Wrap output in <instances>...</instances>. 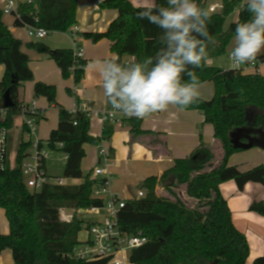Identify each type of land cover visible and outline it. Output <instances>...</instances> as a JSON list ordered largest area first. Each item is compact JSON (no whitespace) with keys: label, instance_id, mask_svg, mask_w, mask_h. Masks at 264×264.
Wrapping results in <instances>:
<instances>
[{"label":"trees","instance_id":"obj_1","mask_svg":"<svg viewBox=\"0 0 264 264\" xmlns=\"http://www.w3.org/2000/svg\"><path fill=\"white\" fill-rule=\"evenodd\" d=\"M31 1L20 2L16 27L32 25L49 33H68L77 26L78 0ZM157 2L163 4L164 0ZM197 3L208 10L206 0H197ZM243 4L244 0H223L220 11L210 13L208 10L211 18L208 30L215 39V43L208 46L211 60L227 53L234 38L236 23L249 19ZM100 7L118 10L119 18L107 32L87 33L84 34L85 38L95 43L108 39L112 53L122 62H127L126 56L142 60L155 54L160 46V30L138 16V11L144 7H134L130 0H104ZM237 10L238 21L225 29L228 18ZM32 46L55 61L63 80L73 77L76 86L82 82L86 61L77 60L73 50H50L43 42ZM256 61L264 63L263 52ZM0 65L5 68L0 80V96L2 98L10 89L14 101L5 120H0V128L12 130L16 117L22 114L19 89L35 79L28 59L16 52L15 41L2 22V12ZM195 71L201 84L213 82L215 95L211 101L199 98L195 104L183 110L194 109L204 115L205 123L213 126L214 138L221 143L224 154L220 163L210 169L214 154L201 139V144L189 157L175 160L172 168L141 183L145 197L127 200L119 212L122 231L127 235L142 232L148 238L147 244L130 252L131 264H247L251 253L246 236L233 222L232 212L220 187L228 181H235L240 191L250 182L264 186V165L247 172L229 165L230 157L242 152L232 145V132L248 128L264 133V76L258 72L225 71L210 64ZM67 92L74 94L71 89ZM34 96L45 97L50 105L59 109L58 126L51 132L47 143L53 151H61L67 156L63 178L83 179L84 146L100 145L102 140L90 134V121L85 115L73 114L58 104L56 86L36 82ZM0 105H3L1 100ZM131 121H135L133 133H142L141 120ZM104 132V138L109 139L112 130ZM251 136L264 141V136L254 133ZM58 143L63 144L62 149H58ZM30 149V143L22 142L15 166H9L7 154L6 166L0 168V208L5 211L10 228L9 234L0 233V253L11 250L15 264H109V259L79 262L70 258L80 244V233L91 225L78 216L77 210L104 204L103 200L92 197L98 184L92 178V172L80 185L49 183L39 190H31L21 170ZM157 188H163L168 196L158 194ZM63 209L75 210L70 221L60 218ZM249 210L264 216V202H253ZM252 264H264V255L256 258Z\"/></svg>","mask_w":264,"mask_h":264},{"label":"crops","instance_id":"obj_2","mask_svg":"<svg viewBox=\"0 0 264 264\" xmlns=\"http://www.w3.org/2000/svg\"><path fill=\"white\" fill-rule=\"evenodd\" d=\"M102 1L104 0L77 1L76 19L79 31L75 33L54 32L48 33L44 39H37L28 36L26 27H16L15 17L6 18L2 21L5 29L15 41L17 54L28 59L29 66L34 74L35 80L33 82H27L20 87L19 100L35 102L37 107L44 110L46 114L38 122L37 131L31 138H28L23 132L24 118L22 116L16 117L12 127L13 138L10 136L12 130L9 131L8 135L7 154L9 163L11 162L10 146L16 152L15 162L22 142H28V144L35 140L47 142L51 132L58 126L59 109L50 105L45 97L36 98L34 96L36 82L56 86L57 102L67 110H72L79 101L88 102L98 109L110 106L103 94L101 81L91 65L98 59L117 57V55L114 52L112 53L111 42L108 39H102L95 43L93 40L84 37V34L87 33L107 32L112 23L119 18L118 10L102 9L100 7ZM130 2L138 8L148 6L151 0H130ZM206 2L209 5V0H206ZM222 2L223 0L221 6L218 7L219 11L222 8ZM238 17L239 10L236 21H238ZM37 42H43L50 50L65 49L74 52L76 46L81 47L84 51L83 60L86 61L82 82L76 86L73 77L63 80L61 70L55 61L32 46ZM233 46L234 42L228 47L227 53L231 52ZM125 60L130 61L131 57H127ZM210 65L211 67L215 66L213 60H211ZM263 68L264 63L259 66V72L264 76V73H262ZM4 71V66L0 65V80L4 76ZM247 73L255 72L251 70ZM68 89H71L74 94L69 95ZM214 95L213 82L201 84V99L211 101ZM134 119L137 118H129L119 113L115 119L107 122H103L99 118H94L90 122V134L95 138H100L106 149H108L111 165L107 167L110 172L111 186L113 191L122 198L131 199L136 197L125 183L128 177L134 175V172H136L135 175L138 174V184L141 186L145 179L151 176H160L165 170L172 168L175 160L189 157L201 144V139L214 154V159L209 165L210 169L217 166L222 159L224 154L222 145L214 138L213 126L205 123V117L200 111L194 109L181 110L170 106L165 112L155 113L150 117L140 119L142 133L139 134H134L132 131L135 121L131 120ZM109 130H112V133L109 139H105L104 131ZM87 145L84 146L86 157L82 162L84 174H89L98 166H106L99 153V145H94L91 149ZM59 152L62 153V156L58 160L63 161L65 166L67 156L63 152L54 151L52 154ZM31 154L32 150L30 149L29 155ZM47 162L46 171L48 176L52 180H55V178L64 179L63 177L51 176L48 172ZM229 165L237 167L241 172L251 171L259 165H264V148L256 146L237 152L230 157ZM64 180L65 185H71L70 181H76ZM77 181L79 183H72V185H80L83 179H77ZM182 190L184 192V188ZM220 190L227 200L236 228L247 238L251 252L247 264H252L256 258L264 255V216L251 212L249 207L253 202H264V186L250 182L246 184L243 191H240L235 181H228L221 185ZM60 218L62 219L61 213ZM9 232V222L5 211L0 208V233L7 235ZM0 264H15L11 250L7 249L0 253ZM127 264L131 263L128 261Z\"/></svg>","mask_w":264,"mask_h":264},{"label":"clouds","instance_id":"obj_3","mask_svg":"<svg viewBox=\"0 0 264 264\" xmlns=\"http://www.w3.org/2000/svg\"><path fill=\"white\" fill-rule=\"evenodd\" d=\"M249 19L234 28L230 52L233 66L252 62L264 52V0H244ZM159 30V48L152 56L122 62L113 56L98 59L91 67L98 75L103 94L114 111L129 118H147L170 106L181 110L200 98L201 81L196 69L211 63V22L208 10L197 0H164L138 11Z\"/></svg>","mask_w":264,"mask_h":264},{"label":"built area","instance_id":"obj_4","mask_svg":"<svg viewBox=\"0 0 264 264\" xmlns=\"http://www.w3.org/2000/svg\"><path fill=\"white\" fill-rule=\"evenodd\" d=\"M6 7L3 9V13L7 15H13L15 18L20 17L18 0H6ZM31 0H27V3H31ZM210 13L217 12V6H208ZM28 36L37 39H44L48 35V31L43 28H37L32 25H26ZM77 26L73 27L69 32H78ZM74 50V57L83 59L84 51L81 47L76 46ZM230 57V53L228 58ZM230 60V58H229ZM231 61V60H230ZM232 62V61H231ZM261 62L252 61L241 64L239 67L233 66L232 69L247 73L251 70L259 72V66ZM1 103L2 98L0 96ZM20 116L24 118L23 132L31 138L37 131V125L40 120L43 119L45 111L38 108L35 102H26L19 100ZM9 108H5L4 105H0V120H5L7 117ZM73 114L81 113L85 115L91 122L94 118H99L103 122L113 120L120 112L114 111L111 106L108 108L98 109L91 106L88 102L79 101L72 110H69ZM76 124V123H75ZM9 129L0 128V168L4 169L6 166V156L8 148V135ZM32 154L27 157L21 166L22 174L27 184V187L31 190H39L45 184L53 183L58 185H65L64 179L52 180L46 171V162L49 159L52 152H54L47 142H41L35 140L30 143ZM58 149L63 148L62 143L56 145ZM99 153L104 161L105 167L98 166L92 171V178L98 182L93 191V198L103 200L104 204L101 207H90L88 209L77 210L79 217L84 218L88 215L100 216V220L90 222L84 228L85 237L80 240V244L70 254V258L73 261L90 262L99 259H109V264H127L129 261V253L134 249H140L148 243V238L143 233H137L134 235H127L122 231L119 223V212L123 209L127 203V200L120 197L113 191L111 186L110 172L107 166H110L108 157V149H106L103 142L99 145ZM144 191H139L135 199L144 198ZM132 199V198H131ZM104 212V215L102 214ZM86 221L87 219L84 218Z\"/></svg>","mask_w":264,"mask_h":264},{"label":"rangeland","instance_id":"obj_5","mask_svg":"<svg viewBox=\"0 0 264 264\" xmlns=\"http://www.w3.org/2000/svg\"><path fill=\"white\" fill-rule=\"evenodd\" d=\"M18 1L24 2L27 0H18ZM221 1L222 0H209V5L210 4L218 5L217 6V12H218L219 11L218 7L221 6ZM6 4H7L6 0H0V12H2V21L5 20L6 18L14 17L13 15H7V14L3 13V9L6 7ZM237 16H238V10L236 12H234L228 18L227 23L225 24L224 28L227 29L232 22H235ZM233 42H234V38L232 39L231 43H233ZM227 52H228V49H227ZM229 53H226L223 56H220L218 58L213 59V62L215 64L214 67H218V68L223 69V70L232 69V62L228 58ZM125 58H127V56ZM262 73H264V68H263ZM10 136L13 138V130H12V133ZM87 146L89 149H91L94 145L88 144ZM9 151H10V155H11L10 157H11V162H12V163L11 162L9 163V166L12 167L15 164L14 157H15L16 152H15V149L12 148V146H10ZM61 156H62V153H60V152L54 153V154L51 153L50 158L47 162L48 167H49L48 172L53 177H60V178L63 177L64 162L58 160V158H60ZM135 173L136 172H134V175H132L131 177H128V179H126V181L125 180L124 181L126 183V186L130 188L131 193H133L135 196H137L138 191H141L142 188L138 184V174L135 175ZM86 176H87V174H84L83 179ZM69 183L72 185V183H79V182L78 181H70ZM157 190H158L157 191L158 194L163 195V196H168V193L163 188H158ZM74 214H75L74 209H63V210H61V217L65 221H70L73 218ZM102 214L104 215V212H102ZM84 218H86L88 222H94V221L100 220L101 215L100 216L88 215V216H85ZM84 231H82L79 235L80 240L84 239V237H85Z\"/></svg>","mask_w":264,"mask_h":264},{"label":"water","instance_id":"obj_6","mask_svg":"<svg viewBox=\"0 0 264 264\" xmlns=\"http://www.w3.org/2000/svg\"><path fill=\"white\" fill-rule=\"evenodd\" d=\"M15 81H13L14 83ZM11 90L8 89L3 97V105L5 108H12L14 106V101L11 98ZM251 133L257 134L258 136H264L261 130H250L248 128H240L231 133V143L232 145L241 150H248L254 146L264 148V141L251 136Z\"/></svg>","mask_w":264,"mask_h":264}]
</instances>
